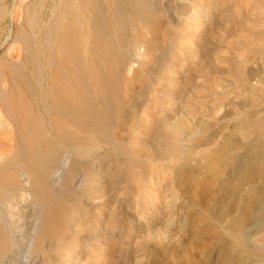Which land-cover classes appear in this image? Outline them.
Returning <instances> with one entry per match:
<instances>
[{"label":"bare ground","instance_id":"obj_1","mask_svg":"<svg viewBox=\"0 0 264 264\" xmlns=\"http://www.w3.org/2000/svg\"><path fill=\"white\" fill-rule=\"evenodd\" d=\"M45 1L0 0V264H264V0Z\"/></svg>","mask_w":264,"mask_h":264},{"label":"rangeland","instance_id":"obj_2","mask_svg":"<svg viewBox=\"0 0 264 264\" xmlns=\"http://www.w3.org/2000/svg\"><path fill=\"white\" fill-rule=\"evenodd\" d=\"M24 2L25 0H18V2L16 3V5H15V10L16 11H18L19 13H20V9H21V6L19 5L20 3L19 2ZM10 2H11V0H7V4L9 5L10 4ZM29 2H30V6H33L34 5V2H35V0H33V2H32V0L30 1L29 0ZM28 2V3H29ZM32 2V3H31ZM49 4V5H48ZM51 4H52V1L51 0H46L45 1V3H44V8L42 9V11H41V16L43 17V19L45 18L46 19V16L47 17H49V15H50V6H51ZM47 5V6H46ZM20 6V7H19ZM18 7L20 8V9H18ZM17 8V9H16ZM49 8V9H48ZM48 9V10H47ZM44 10V11H43ZM1 52H3V50L1 51ZM14 53H15V51H14ZM170 224V223H169ZM154 243V240L152 239V238H149L148 239V244H153ZM145 260H146V256H142V260H141V263H143V261L145 262ZM253 260L254 261H256V263H260V260H261V257H259V256H255V257H253ZM254 261L252 262L253 264H254Z\"/></svg>","mask_w":264,"mask_h":264}]
</instances>
